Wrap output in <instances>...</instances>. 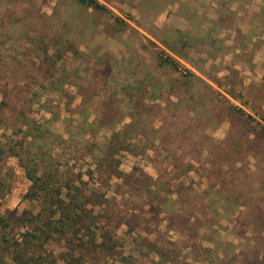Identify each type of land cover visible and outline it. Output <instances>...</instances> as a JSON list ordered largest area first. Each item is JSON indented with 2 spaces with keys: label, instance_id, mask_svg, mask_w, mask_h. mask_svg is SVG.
Returning <instances> with one entry per match:
<instances>
[{
  "label": "rangeland",
  "instance_id": "1",
  "mask_svg": "<svg viewBox=\"0 0 264 264\" xmlns=\"http://www.w3.org/2000/svg\"><path fill=\"white\" fill-rule=\"evenodd\" d=\"M97 1L0 0L1 233L39 210L28 166L85 202L46 264H264V0L185 34L151 25L174 0Z\"/></svg>",
  "mask_w": 264,
  "mask_h": 264
},
{
  "label": "trees",
  "instance_id": "2",
  "mask_svg": "<svg viewBox=\"0 0 264 264\" xmlns=\"http://www.w3.org/2000/svg\"><path fill=\"white\" fill-rule=\"evenodd\" d=\"M82 5L91 7L95 10L107 11L106 6L100 4L97 0H78ZM4 101H0V106ZM25 175L31 182L28 191L30 199L40 201L39 210L36 214L29 213V221L25 230L18 237H8L9 233H1L2 228L9 224L2 217L0 221V264H3L4 257L8 256L15 264H46V258L41 253L37 254L36 248L41 247L43 243L55 237L67 239L74 246L83 248L85 244L80 237V231L86 227L84 225L85 217L82 208L85 204L78 194L68 195L64 198L60 188L54 190V186L45 181L46 174L38 175L37 170H30L25 166ZM50 175V174H49ZM70 191V188L67 187ZM69 196V197H68ZM16 210L9 211V214L15 215ZM69 235V238H66ZM72 235V236H71ZM78 241V242H75ZM94 237L89 236L87 243H94ZM79 260V259H78Z\"/></svg>",
  "mask_w": 264,
  "mask_h": 264
},
{
  "label": "crops",
  "instance_id": "3",
  "mask_svg": "<svg viewBox=\"0 0 264 264\" xmlns=\"http://www.w3.org/2000/svg\"><path fill=\"white\" fill-rule=\"evenodd\" d=\"M217 2L218 0H174L173 3L169 5L167 10L161 11L157 14L150 13L152 20L151 25L153 26V28L156 29L169 28L172 25L174 29H176L180 33L185 34V32L191 29V27H194L195 18L198 19L199 15H202V18L205 21L200 23L203 25L198 26L200 28L199 30L201 29L204 30L206 28L213 27V25L219 23L220 21L219 13L222 11L221 8L220 9L216 8L218 6ZM253 5L250 4L249 0H246L244 2L238 1V3L233 4L232 8H229V11L234 12L236 14L238 20L237 23L236 21L235 23L239 28H241V26L245 27V25H241V24L243 22L245 23L246 14L250 13V14H254V16L256 15L258 16L259 13L258 10L256 9L257 6L255 8H252ZM254 21L256 24L255 19ZM151 36L155 37L154 35Z\"/></svg>",
  "mask_w": 264,
  "mask_h": 264
}]
</instances>
